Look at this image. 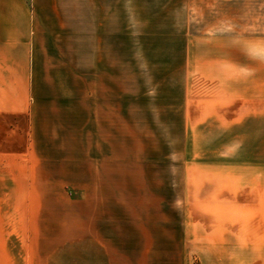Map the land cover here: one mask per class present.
Wrapping results in <instances>:
<instances>
[{"label": "rangeland", "instance_id": "1", "mask_svg": "<svg viewBox=\"0 0 264 264\" xmlns=\"http://www.w3.org/2000/svg\"><path fill=\"white\" fill-rule=\"evenodd\" d=\"M77 1L31 15L44 77L62 85L67 99L76 94L78 129L97 113L104 120L90 124L88 180L125 177L127 200L119 206L126 230H183L184 99L188 92L196 99L221 94L235 76L238 94L244 91L253 28L247 21L258 30L264 12L247 11L245 0ZM233 67L238 73L231 75ZM48 88L50 99L59 95ZM58 127L49 124L40 154L15 163L7 176L14 181L0 185V264H85L84 250L70 245V231L79 226L70 213L117 211V203L89 200L93 186L89 199L80 194L85 140L74 156L69 132L58 138Z\"/></svg>", "mask_w": 264, "mask_h": 264}, {"label": "crops", "instance_id": "2", "mask_svg": "<svg viewBox=\"0 0 264 264\" xmlns=\"http://www.w3.org/2000/svg\"><path fill=\"white\" fill-rule=\"evenodd\" d=\"M66 1L0 0V175H6L0 185L14 181L7 176L14 174L15 163L40 154L47 127L58 124V138L69 132L74 156L85 140L80 194L89 199L93 186L90 201L117 203L116 213L107 215L70 213L79 225L70 231V245L84 250L85 264H264V16L256 20V31L255 21H247L253 28L247 32L244 91L238 94L235 76L221 94L196 99L188 92L184 99L183 230H126L119 206L127 200L125 177L88 180L90 128L95 121L102 124V116L97 113L79 130L76 94L69 92L67 99L62 85L47 81L39 63L43 54L35 49L31 12L62 11ZM245 9L264 12V0H245ZM230 71L237 74L238 68ZM50 85L59 91L53 99L45 94ZM107 186L121 194L104 195L101 188ZM137 186L142 185L134 181ZM129 195L136 201L135 193Z\"/></svg>", "mask_w": 264, "mask_h": 264}]
</instances>
